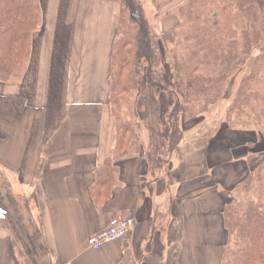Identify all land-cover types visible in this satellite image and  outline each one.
I'll list each match as a JSON object with an SVG mask.
<instances>
[{"label":"crops","instance_id":"crops-1","mask_svg":"<svg viewBox=\"0 0 264 264\" xmlns=\"http://www.w3.org/2000/svg\"><path fill=\"white\" fill-rule=\"evenodd\" d=\"M38 1L41 26L21 80L0 82V191H10L12 215L4 222L7 211L0 209V264H220L222 211L247 170L246 159L235 160L231 150L246 133L225 131L218 140L182 133L167 152L162 120L146 117L135 153L113 159L107 85L101 95L96 78H108L119 4ZM146 3L151 29H172L161 30L157 21L168 0ZM108 10L114 23L105 30L97 13ZM90 23L99 26L98 40L87 41ZM97 43L100 72L86 71L82 55L75 73V46ZM92 77L94 85H87ZM107 165L112 185L96 188ZM216 170H230L231 182L213 181ZM116 217L135 221L126 241L87 248V239Z\"/></svg>","mask_w":264,"mask_h":264},{"label":"trees","instance_id":"trees-1","mask_svg":"<svg viewBox=\"0 0 264 264\" xmlns=\"http://www.w3.org/2000/svg\"><path fill=\"white\" fill-rule=\"evenodd\" d=\"M115 1L119 13L108 74L113 159L135 153L137 96L144 86L156 97H173L160 125L168 129L163 149L170 152L182 136V125L202 117L236 75H241L238 89L213 140L227 130L246 132L254 140L231 150L235 160L252 150L264 155V0H198L199 6L189 0V12L181 16L191 27L180 37L173 28L155 33L140 0ZM40 26L38 0H0L1 83L21 79L32 35ZM182 49L186 54L178 56ZM108 165L97 175L96 188L111 187ZM246 166L222 211L226 243L220 264H264V157Z\"/></svg>","mask_w":264,"mask_h":264},{"label":"rangeland","instance_id":"rangeland-1","mask_svg":"<svg viewBox=\"0 0 264 264\" xmlns=\"http://www.w3.org/2000/svg\"><path fill=\"white\" fill-rule=\"evenodd\" d=\"M45 1H46V4H44L40 0L41 5H47L48 0H45ZM106 1L110 2L112 5L114 3L113 0H106ZM140 1L143 4L144 10L148 12L147 15L149 14V16H153L154 15L153 11H152V14L150 13V11H148L149 7L146 3V0H140ZM199 1H198L197 6H199ZM188 2H189V0H168V6H166L165 9L163 10V11H166V10H168V11L166 13H164L165 15L163 14V12L159 13L157 15V21H158V23H161V30L162 29L164 30L165 28L172 27L173 30L175 31V33H178L179 37L181 36V34H184L185 31L189 32L188 29H190L191 24L188 25L184 20H182V16H181V15L187 14L185 12V10L187 12H189L190 8L188 9V5H189ZM154 3H155V5H157V2H154ZM195 3H197V2H195ZM59 4H62V0H60ZM94 5L95 6L100 5V2L95 1ZM161 5H162V2L160 3V6ZM97 14H100L99 19H101L102 29L106 30L109 28V30H110L112 20H113V15L111 14V12L108 10V12H106V13H97ZM161 14H163V15H161ZM113 23H114V20H113ZM179 24H180V27L178 28ZM49 25H50V23H49V21H47V26H49ZM115 25H116V21H115L114 26ZM88 27H89V29H88V40L87 41H91L92 39L98 40V37L95 36V35H97V32H98V27H99L98 24L94 25V24L90 23ZM156 31L160 32L159 27L156 28ZM38 38L41 40L42 34H38ZM84 41H86V40H84ZM98 47H99V43H97V45L94 44L93 46H91V45L79 46V51H78L77 50L78 47L75 46L76 55H74L75 59H74V70H73L75 73H78L79 72L78 70H80L79 65H78V63H79L78 60H79V57H82V55H83V57L84 56L87 57L86 61H87L88 67L85 68L86 71L91 72L93 74H95L94 72H96V70H97V73L100 72L99 70L102 69V64L98 63L99 62V56H98L99 49H98ZM177 52H178V50H177ZM185 54H186V52L184 51V49H182L181 53H179L178 56H183ZM39 56H40V60H42L41 55H39ZM240 76L241 75H239V76L236 75V76L231 78L228 85L225 87L224 91H222L220 93V95L218 96V98H216L212 102L209 110H207V112L205 114H203L202 117L190 120V121H188L182 125L183 133L185 134L188 132L185 135L193 134V136H196V135L197 136H201V135L204 136V135L210 134L208 139H211L212 137L215 136L216 131L217 132L220 131L221 127L224 125L226 109L229 106L230 102L232 101V98L235 95L236 90L238 89ZM19 80H21V79H17V81L16 80H9V82L3 83V84H10L13 82H18ZM87 80H88L87 85H94L93 77L90 79H87ZM96 80H99L98 85L101 88L100 94L102 95V93L105 91V86L103 85L104 81L106 82L107 93H108V89H109L108 78H106V80H104V78L101 77L98 79L96 78ZM75 85H76V79L72 78V87H74ZM72 90H73V88H72ZM142 93L143 94L140 97V99L137 96L139 103H140V109H139V114H138L139 117H137V119H136V122L138 123L137 129L135 128V132L133 131L135 136L137 135V133L139 135L140 131L143 129V125H144L143 119L144 118L156 117V118H159L160 120L163 121L164 114L167 111L169 104L171 102H173L172 95L163 93L162 94L163 97H160V98L156 97L154 95V93L149 88H146V86H144ZM72 95L74 97L78 96V95H74L73 93H72ZM89 97H91V95H89ZM133 122L135 124V121H133ZM234 128H238V127H234ZM164 131H165L166 136H167V132H168L167 127H165V126L160 127V133H163ZM233 132H236V131H233ZM237 133H244L245 134L246 132H237ZM127 137L125 139L124 144H126ZM241 137L243 140L240 143H242V145L244 144V146L247 145L248 141L254 140V137H252L250 134H247V136H241ZM252 151H255V150H252ZM252 151L248 152L244 156V158L248 162L249 166L253 165L254 161H260L264 157L263 154L252 153ZM164 159H165V157H164ZM221 159H224V158H221ZM221 159H219L220 162H222ZM225 171H228V170H220L219 173H217L218 172L217 170L214 171L213 173L215 176H213L212 180L213 181H219V180L225 179L224 182L225 181L231 182L230 179L233 177L234 174L230 170H229V172H227L225 174ZM0 196H1L0 199H3V201L1 200V203H0V209L2 210V212H4L5 210L7 211V215H6L7 219L4 222H10V217L12 216L10 213V200H11L10 191H7V190L6 191L5 190L0 191ZM231 198H233V194H231ZM6 227L9 228L8 226H6Z\"/></svg>","mask_w":264,"mask_h":264},{"label":"built area","instance_id":"built-area-1","mask_svg":"<svg viewBox=\"0 0 264 264\" xmlns=\"http://www.w3.org/2000/svg\"><path fill=\"white\" fill-rule=\"evenodd\" d=\"M134 223L135 221L132 217L112 218L105 229L87 239V248L100 251L108 244L124 243L133 229Z\"/></svg>","mask_w":264,"mask_h":264}]
</instances>
